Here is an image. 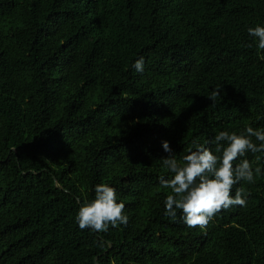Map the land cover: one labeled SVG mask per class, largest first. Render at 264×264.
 I'll list each match as a JSON object with an SVG mask.
<instances>
[{
  "label": "trees",
  "instance_id": "16d2710c",
  "mask_svg": "<svg viewBox=\"0 0 264 264\" xmlns=\"http://www.w3.org/2000/svg\"><path fill=\"white\" fill-rule=\"evenodd\" d=\"M264 264V0H0V264Z\"/></svg>",
  "mask_w": 264,
  "mask_h": 264
},
{
  "label": "water",
  "instance_id": "95a60500",
  "mask_svg": "<svg viewBox=\"0 0 264 264\" xmlns=\"http://www.w3.org/2000/svg\"><path fill=\"white\" fill-rule=\"evenodd\" d=\"M96 264H98V263H96Z\"/></svg>",
  "mask_w": 264,
  "mask_h": 264
}]
</instances>
